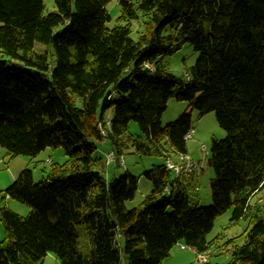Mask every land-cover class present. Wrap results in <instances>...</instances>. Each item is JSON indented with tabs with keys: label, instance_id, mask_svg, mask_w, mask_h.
<instances>
[{
	"label": "trees",
	"instance_id": "trees-1",
	"mask_svg": "<svg viewBox=\"0 0 264 264\" xmlns=\"http://www.w3.org/2000/svg\"><path fill=\"white\" fill-rule=\"evenodd\" d=\"M46 1L0 0V145L9 157L63 148L67 160L41 182L25 168L4 190L0 264H45L49 253L60 264H160L179 243L226 251L224 264H264V200L251 202L264 190V0H118L113 27L111 0H53L50 12ZM185 43L200 56L183 79L164 57ZM173 97L192 109L164 125ZM193 109L214 111L227 132L212 142V203L193 204L196 173L178 176L165 161L145 171L153 190L128 208L138 177L106 178L112 161L99 145L119 164L130 147L176 159L188 153ZM229 209L248 221L242 244L208 238Z\"/></svg>",
	"mask_w": 264,
	"mask_h": 264
},
{
	"label": "rangeland",
	"instance_id": "rangeland-1",
	"mask_svg": "<svg viewBox=\"0 0 264 264\" xmlns=\"http://www.w3.org/2000/svg\"><path fill=\"white\" fill-rule=\"evenodd\" d=\"M46 12H50L55 9L54 1L48 0ZM108 12L111 15V20L108 22L109 27H113L117 24V19L120 16L121 9L118 4V0H111L107 5ZM136 23V22H135ZM135 29H143L142 24H136ZM133 37L136 39V32L133 33ZM40 46V45H38ZM200 52L196 50L191 43H185L184 46L176 51L172 55L164 57V62L169 70L175 75L186 79L187 71L196 64ZM189 103L186 101H179L176 98H170L167 109L162 114V123L164 125L175 122L178 117L185 111L190 110ZM113 111H109L112 115ZM193 128L195 131L194 137L187 142L188 153L191 157L201 165V170L196 173V190L191 191V199L193 204L198 203L199 206H209L212 203L211 196V179L215 173L213 168L209 164L211 157V147L213 139H224L227 135L225 129H223L217 121L214 111L209 112L203 116L200 115L197 109H193ZM131 133L134 135L140 134L139 126L136 122L130 124ZM1 149H4L0 145ZM4 153H7L4 149ZM106 145H99L97 156H102L105 164L109 162L106 159L108 155ZM7 155V154H6ZM7 157V156H6ZM67 160V156L63 148H47L43 150L37 157L32 158L29 156L21 155L16 157H7L5 163L0 165V184H5V180L9 181L11 177V171L7 169V165L11 166L13 171L19 172L24 168H30L33 171V177L35 182H41L47 177V173L50 170L51 162L63 163ZM124 160L125 164H119L117 161H112L110 165H106L105 177L110 179L113 176L116 178L122 176L125 173H130L138 177V192L136 198L131 201H127L126 206L133 208L138 206L146 196H148L153 190V183L145 176V171L150 170L154 166L165 163L166 158L160 156H148L138 153L133 147L126 149L125 154L121 161ZM174 160V159H173ZM4 175V176H2ZM14 182V179L10 183H6V187L10 186ZM264 200V190L257 193L251 200L252 203ZM9 205L15 212L26 216L30 212V207L27 204L21 203L17 200H10ZM233 209H229L221 214L215 221L213 230L209 233L208 238L211 240L219 234H224L226 239L236 238L240 244L244 242L242 234L248 226L247 219H240L238 221L232 220ZM4 237V231H3ZM214 250V247L213 249ZM210 258L213 261L219 263H226L229 261L230 256L226 251L222 254L215 256L208 252ZM197 252L192 248L183 249L181 244L175 245L170 255L163 260L160 264H195L198 262ZM45 264H60L58 258L49 253L45 257Z\"/></svg>",
	"mask_w": 264,
	"mask_h": 264
},
{
	"label": "built area",
	"instance_id": "built-area-1",
	"mask_svg": "<svg viewBox=\"0 0 264 264\" xmlns=\"http://www.w3.org/2000/svg\"><path fill=\"white\" fill-rule=\"evenodd\" d=\"M109 121V120H108ZM195 131L192 129L187 132L185 139L188 141L194 137ZM108 162H111L115 159V155L113 153H108L106 156ZM120 164L124 165L125 162L122 160ZM167 169L174 171L178 176L181 175H189L191 173H197L201 170V165L196 162L190 154L188 153H180L176 157V159H167L166 160ZM183 249L190 248L184 244L181 245ZM198 261H205L207 259L206 254H198Z\"/></svg>",
	"mask_w": 264,
	"mask_h": 264
},
{
	"label": "crops",
	"instance_id": "crops-1",
	"mask_svg": "<svg viewBox=\"0 0 264 264\" xmlns=\"http://www.w3.org/2000/svg\"><path fill=\"white\" fill-rule=\"evenodd\" d=\"M5 149V148H4ZM4 149H1L0 148V165L2 164V163H5V161H6V159H7V157H9L8 156V154L7 153H4ZM7 154V155H6ZM189 154V153H188ZM7 156V157H6ZM53 162V161H52ZM8 163V165H7V169L8 170H10L11 171V177L9 178V181H7V180H5V184H0V207H1V204H2V202H1V198L5 195V192H4V190L8 187H6V183H10V181H12V179H16L17 178V176L19 175V173L22 171V170H20L19 172H16V171H13L12 170V168H11V166L9 165V162H7ZM25 169V168H24ZM3 169H1L0 170V172L2 171ZM2 176H4V175H2ZM10 200H12V198H10V197H8V196H6L5 197V201H6V204L9 206L10 204H11V201ZM10 207V206H9ZM3 231H4V229H3V226H2V223H1V221H0V241L3 239Z\"/></svg>",
	"mask_w": 264,
	"mask_h": 264
}]
</instances>
